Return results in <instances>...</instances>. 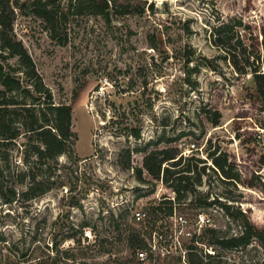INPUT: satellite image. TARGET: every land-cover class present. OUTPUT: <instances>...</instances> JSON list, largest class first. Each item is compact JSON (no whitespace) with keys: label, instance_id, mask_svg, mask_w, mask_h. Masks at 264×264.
<instances>
[{"label":"rangeland","instance_id":"1","mask_svg":"<svg viewBox=\"0 0 264 264\" xmlns=\"http://www.w3.org/2000/svg\"><path fill=\"white\" fill-rule=\"evenodd\" d=\"M30 2L13 6L14 35L55 102L72 106L78 141L48 163L29 157L28 134L0 148V182L27 176L14 201L0 198V264H264L257 241L213 245L241 231L240 212L264 228V109L254 78L234 67L255 40L263 53L264 0H118L111 22L64 20L65 45ZM168 146L203 158L220 147L256 187L211 175L202 195L170 204L171 189L137 176L147 151ZM32 175L52 188L27 200Z\"/></svg>","mask_w":264,"mask_h":264},{"label":"trees","instance_id":"2","mask_svg":"<svg viewBox=\"0 0 264 264\" xmlns=\"http://www.w3.org/2000/svg\"><path fill=\"white\" fill-rule=\"evenodd\" d=\"M30 1L33 14L44 20L54 40L58 39L55 35L60 24L72 15L105 16L110 22L107 12L115 10L118 2V0ZM13 6L18 7L19 0L13 3L11 0H0V148L14 145L23 134H28L30 143L26 152L29 157L35 158L39 163L55 162L60 156H71L75 153L74 147L78 136L73 131V108L55 102L52 91L44 83L31 55L15 37ZM122 14L129 12L125 10ZM223 30L224 28H220L216 31L217 39H220ZM58 41L61 45L67 44V38ZM255 43L256 40L245 49L243 66L234 61V67L242 76L251 75L254 78L264 109V41L261 44L262 54L260 51L254 54L251 50L254 49ZM220 119L221 114L216 111L211 123L217 126ZM134 137L139 139L140 134L135 132ZM8 159V154L1 155L0 152V174L4 170L3 163ZM143 170L153 181L162 182L175 193L176 202L167 200L170 204L183 203L190 197L202 195L199 188L203 185L204 178L211 175H216L226 184L241 185L248 189L256 187L252 182L242 178L229 154L220 147L212 148L204 158L196 154L185 156L177 146L150 150L143 159V169H137L138 179L142 182L145 181ZM26 178L24 174L18 176L11 184L0 182V198L5 203L14 201L18 196L16 186L24 184ZM51 188L52 185L44 186L43 182L32 175L26 190L20 195L32 200L45 195ZM158 209L159 207L156 208ZM240 214L241 231L237 235L217 238L213 245L236 250L257 241L264 246V228L254 222L249 215L243 212ZM143 243L141 240L140 244ZM190 264L195 263L191 261Z\"/></svg>","mask_w":264,"mask_h":264},{"label":"built area","instance_id":"3","mask_svg":"<svg viewBox=\"0 0 264 264\" xmlns=\"http://www.w3.org/2000/svg\"><path fill=\"white\" fill-rule=\"evenodd\" d=\"M98 94H99L100 96H103V93H102V92H98ZM142 218H143V217H142V213H138L136 219H137L138 221H140ZM141 256H142L143 259H145V256H144L143 254H142Z\"/></svg>","mask_w":264,"mask_h":264},{"label":"water","instance_id":"4","mask_svg":"<svg viewBox=\"0 0 264 264\" xmlns=\"http://www.w3.org/2000/svg\"><path fill=\"white\" fill-rule=\"evenodd\" d=\"M107 16H108L109 21L111 22L110 11L107 12Z\"/></svg>","mask_w":264,"mask_h":264}]
</instances>
